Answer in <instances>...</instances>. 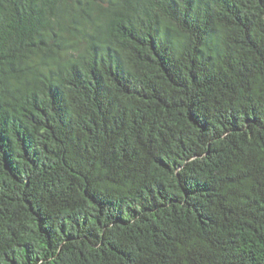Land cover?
Returning <instances> with one entry per match:
<instances>
[{
	"label": "trees",
	"instance_id": "trees-1",
	"mask_svg": "<svg viewBox=\"0 0 264 264\" xmlns=\"http://www.w3.org/2000/svg\"><path fill=\"white\" fill-rule=\"evenodd\" d=\"M0 264H264V0H0Z\"/></svg>",
	"mask_w": 264,
	"mask_h": 264
}]
</instances>
